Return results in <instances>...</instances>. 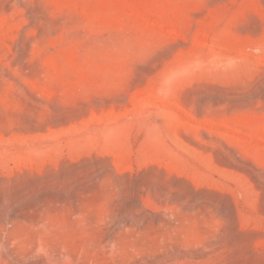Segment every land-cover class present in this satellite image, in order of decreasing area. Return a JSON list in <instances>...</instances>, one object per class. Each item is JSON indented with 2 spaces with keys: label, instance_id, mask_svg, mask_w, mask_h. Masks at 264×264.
<instances>
[{
  "label": "rangeland",
  "instance_id": "1",
  "mask_svg": "<svg viewBox=\"0 0 264 264\" xmlns=\"http://www.w3.org/2000/svg\"><path fill=\"white\" fill-rule=\"evenodd\" d=\"M0 264H264V0H0Z\"/></svg>",
  "mask_w": 264,
  "mask_h": 264
}]
</instances>
